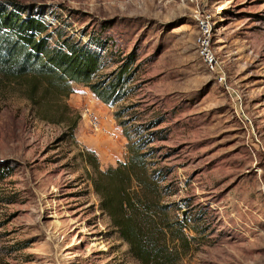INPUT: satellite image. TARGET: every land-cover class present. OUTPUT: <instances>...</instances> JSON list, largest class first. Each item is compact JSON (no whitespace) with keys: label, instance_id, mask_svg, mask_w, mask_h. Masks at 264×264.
Returning <instances> with one entry per match:
<instances>
[{"label":"rangeland","instance_id":"1","mask_svg":"<svg viewBox=\"0 0 264 264\" xmlns=\"http://www.w3.org/2000/svg\"><path fill=\"white\" fill-rule=\"evenodd\" d=\"M18 1L100 50V74L134 62L114 104L72 85L74 142L0 83V264H140L100 210L80 155L94 152L101 169L123 162L122 120L150 138L156 166L179 185L170 199L201 213L204 244L179 264H264V0Z\"/></svg>","mask_w":264,"mask_h":264},{"label":"trees","instance_id":"2","mask_svg":"<svg viewBox=\"0 0 264 264\" xmlns=\"http://www.w3.org/2000/svg\"><path fill=\"white\" fill-rule=\"evenodd\" d=\"M43 15L34 3L0 0V83L14 84L33 118L63 125L74 142L81 116L68 103L72 85L86 86L105 104H114L124 95L134 58L100 74L101 51L47 23ZM120 125L127 139L123 162L101 169L94 152L80 154L92 168L88 179L99 208L140 264H179L204 244L201 213H190L186 198L170 199L179 185L168 181V168L156 166L142 129L126 128L125 120ZM6 170L0 165V180Z\"/></svg>","mask_w":264,"mask_h":264},{"label":"built area","instance_id":"3","mask_svg":"<svg viewBox=\"0 0 264 264\" xmlns=\"http://www.w3.org/2000/svg\"><path fill=\"white\" fill-rule=\"evenodd\" d=\"M201 25H203L202 22H201ZM203 27H205V26H203ZM203 27H202V29H203ZM204 30H205V29H204ZM206 33H207V31H204L203 36L200 37V38H198V42H199V45H200V48H201V49H200V52L203 54L206 63H208V64L211 65V64L214 62V60H213L212 55H211V54L209 53V51H207L206 48H205V46L207 45V37H206ZM91 120H92V122H91V127H92V128H95V129H98V124H97L98 121H97V118L94 117V118H92Z\"/></svg>","mask_w":264,"mask_h":264}]
</instances>
